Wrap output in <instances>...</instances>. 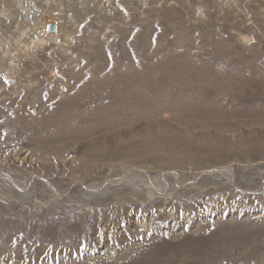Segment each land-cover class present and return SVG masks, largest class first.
I'll list each match as a JSON object with an SVG mask.
<instances>
[{"label": "rangeland", "instance_id": "374dc122", "mask_svg": "<svg viewBox=\"0 0 264 264\" xmlns=\"http://www.w3.org/2000/svg\"><path fill=\"white\" fill-rule=\"evenodd\" d=\"M0 264H264V0H0Z\"/></svg>", "mask_w": 264, "mask_h": 264}, {"label": "water", "instance_id": "95a60500", "mask_svg": "<svg viewBox=\"0 0 264 264\" xmlns=\"http://www.w3.org/2000/svg\"><path fill=\"white\" fill-rule=\"evenodd\" d=\"M56 29H57L56 24L55 23H51L50 26H49V31L53 33V32L56 31Z\"/></svg>", "mask_w": 264, "mask_h": 264}]
</instances>
